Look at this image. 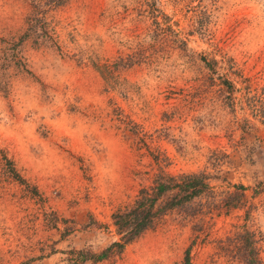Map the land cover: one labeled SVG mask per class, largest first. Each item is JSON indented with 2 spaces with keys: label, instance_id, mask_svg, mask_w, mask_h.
Listing matches in <instances>:
<instances>
[{
  "label": "rangeland",
  "instance_id": "1",
  "mask_svg": "<svg viewBox=\"0 0 264 264\" xmlns=\"http://www.w3.org/2000/svg\"><path fill=\"white\" fill-rule=\"evenodd\" d=\"M0 264H264V0H0Z\"/></svg>",
  "mask_w": 264,
  "mask_h": 264
},
{
  "label": "trees",
  "instance_id": "2",
  "mask_svg": "<svg viewBox=\"0 0 264 264\" xmlns=\"http://www.w3.org/2000/svg\"><path fill=\"white\" fill-rule=\"evenodd\" d=\"M13 174L18 175L12 167ZM174 186L178 187L179 193L171 196L163 205H158L162 196ZM204 184L198 175L184 176L176 181L174 176L160 179L151 190L141 189L134 203L125 210L113 213V223L119 234V240L111 243L99 254L88 253L85 250H76L79 256L84 258L101 259L108 255L113 248L122 249L125 244L135 239L144 230L148 229L163 211L185 203L198 196L202 192ZM188 256V251H187Z\"/></svg>",
  "mask_w": 264,
  "mask_h": 264
}]
</instances>
